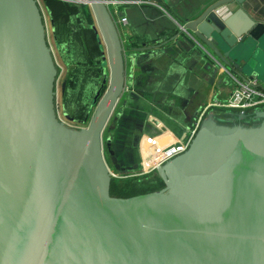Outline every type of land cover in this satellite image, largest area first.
<instances>
[{"label":"water","instance_id":"95a60500","mask_svg":"<svg viewBox=\"0 0 264 264\" xmlns=\"http://www.w3.org/2000/svg\"><path fill=\"white\" fill-rule=\"evenodd\" d=\"M87 2L105 48L106 88L77 128L57 111L58 68L41 5L0 0V264H264V107L208 110L188 149L156 169L164 187L130 197L111 194L110 169L140 163L123 165L104 139L128 63L150 72L188 52L222 75V87L233 77L257 81L246 0H203L138 46L124 44L105 0ZM149 120L160 134L138 147L146 163L175 141Z\"/></svg>","mask_w":264,"mask_h":264},{"label":"crops","instance_id":"0c3cea01","mask_svg":"<svg viewBox=\"0 0 264 264\" xmlns=\"http://www.w3.org/2000/svg\"><path fill=\"white\" fill-rule=\"evenodd\" d=\"M201 2L203 0H119L118 16L128 18L126 24H118L121 39L125 45L129 41L136 42V46L142 45L144 41L149 40L148 37L154 38L161 27L177 23L187 17L191 9ZM244 9L247 16L256 23L252 31L255 33L259 53L251 62L253 74L257 76L254 78L264 84V0H246ZM48 14L51 19L49 11ZM51 24L52 39L59 51L61 45L56 43L53 23ZM91 29L98 36L104 53L105 48L97 29L94 26ZM90 44L93 48L94 40ZM83 48L85 53L81 64L92 65L91 63H95V56L91 55L89 47L83 44ZM172 54L173 56L160 65L152 64L156 68L153 71L149 70L150 72H141L138 67L131 69L130 63L127 65L128 76L133 78H130L126 84L125 87L129 90L125 88L118 104L117 111L120 113L114 114L109 125L116 138L124 140L127 147L135 153H137L136 149L139 151L138 147L144 139H154L160 134L150 122V116H155L165 124L175 136L174 143H176L178 139L181 140L180 136L185 130L188 133L194 126L204 109L208 108V111L215 108L209 106L216 101L226 100L234 90L235 81L232 80L229 87L220 86L222 75L220 73L214 75L207 71L204 66L205 61L194 60L188 52ZM102 63L105 66L104 61ZM212 76L216 77L211 80ZM134 115L140 119L137 123V119L133 118ZM136 157L138 159V155ZM126 159V157L122 159L124 165L134 162ZM140 162L141 167L146 163L144 160Z\"/></svg>","mask_w":264,"mask_h":264},{"label":"rangeland","instance_id":"374dc122","mask_svg":"<svg viewBox=\"0 0 264 264\" xmlns=\"http://www.w3.org/2000/svg\"><path fill=\"white\" fill-rule=\"evenodd\" d=\"M46 2L43 0L41 7L45 15V22L47 25L48 39L52 47L55 62L58 68L57 76V111L59 116L73 127L87 126L89 120L94 112L95 106L92 97L95 96L99 86L100 77L94 75L88 65L81 64L84 56L83 44L90 45L85 40V36L81 37L74 33L69 42L61 44L59 51L56 49L51 33V19L49 18L48 8ZM111 9H114L111 6ZM74 32L76 28L73 29ZM91 55L95 57V62L98 63V48H92ZM60 52V54L58 53ZM79 62V63H78ZM104 66H102L103 68ZM67 80L65 91L63 92L62 84ZM63 92V93H62ZM66 112L76 118V121L68 120L63 113ZM81 121V122H80ZM105 139V133H104ZM134 171L125 172L130 174ZM152 174H156L153 171ZM118 178V177H114Z\"/></svg>","mask_w":264,"mask_h":264},{"label":"trees","instance_id":"16d2710c","mask_svg":"<svg viewBox=\"0 0 264 264\" xmlns=\"http://www.w3.org/2000/svg\"><path fill=\"white\" fill-rule=\"evenodd\" d=\"M51 15L53 23L54 36L58 45L70 41L72 34H78L81 39L85 36L87 42H93L96 49L98 48V63L88 65L94 75H99L100 82L103 76L104 53L99 38L95 31L91 29L95 23L91 9L88 4L78 2H66L61 0H44ZM74 28H76L74 32ZM80 28V29H78ZM87 31V32H86ZM86 32V33H85ZM85 45V44H84ZM92 49V45H85ZM96 57V56H95ZM93 59V58H92ZM102 59V61H101ZM95 60V58H94ZM106 87H104L103 91ZM164 187V183L157 174L148 173L141 176H129L125 178H114L111 184V194L117 197H130L150 191L159 190Z\"/></svg>","mask_w":264,"mask_h":264},{"label":"built area","instance_id":"2783aa9c","mask_svg":"<svg viewBox=\"0 0 264 264\" xmlns=\"http://www.w3.org/2000/svg\"><path fill=\"white\" fill-rule=\"evenodd\" d=\"M37 1L39 2L40 5L43 2V0H37ZM61 1L78 2L85 4L88 3L87 0H61ZM105 2L108 8L110 9L111 14L116 19L117 24H126L128 22V18L126 16H120V17L118 16V9H117L119 4L118 1H116L115 4H111L109 0H105ZM111 6H113L114 9H111ZM212 59L215 60L214 57H212ZM233 80L235 81V87L231 96L226 100L216 101L212 103L209 107H217V108L229 109L234 111H248L254 108L264 107V88L258 85V81L250 80L249 82H244L236 77H233ZM126 89L129 90V88ZM207 109L208 108L202 111L201 115H199V117L197 118L196 123L194 124L193 127H191V129H189L184 139L182 140L178 139L176 143H173L167 146L165 149H163L160 155L157 158H155V160L152 161L151 164L149 165L144 164L140 170H136L130 174L120 173L113 169H110L112 177L125 178L129 176H141L148 173H152L153 171H156V169L159 166L163 165L168 160L185 152L190 146L194 136L196 135L200 127V124L203 120V117L207 112Z\"/></svg>","mask_w":264,"mask_h":264},{"label":"flooded vegetation","instance_id":"af4514ba","mask_svg":"<svg viewBox=\"0 0 264 264\" xmlns=\"http://www.w3.org/2000/svg\"><path fill=\"white\" fill-rule=\"evenodd\" d=\"M130 78H133V76H127V80H126V84L128 83V81H130L129 79ZM100 84V86H99V88H98V90L100 89L101 90V92L103 91V89H104V87H105V85H104V87H103V76H101V82L99 83ZM97 90V91H98ZM97 93V92H96ZM95 96H96V94H95ZM95 96H93L92 97V99H95ZM123 97V96H122ZM122 99V98H121ZM120 99V100H121ZM94 101V100H93ZM92 101V102H93ZM120 102V101H119ZM119 104V103H118ZM118 110V105H117V107H116V109H115V111H114V113H113V115H112V117L114 116V114L116 115H118L120 112L119 111H117ZM136 114H138V113H136ZM63 115L65 116V112L63 113ZM66 117V116H65ZM112 117H111V119H110V121L112 120ZM67 118V117H66ZM134 119H137L136 120V123L138 122V120H140L139 119V117H137V115H134V117H133ZM62 119V118H61ZM68 119V118H67ZM69 120V119H68ZM110 121H109V123H108V125H107V127H106V130H105V139L107 138V137H110L111 138V141H112V148L115 150V152H116V154H117V156H118V158H119V161L120 162H122V164L124 165V162H123V160L122 159H124L125 157L127 158L126 160H129V161H134L132 164H127V165H133V164H135L136 162H139L140 164H141V162L140 161H142L143 159L141 158V155H140V153H139V151H138V149H136V152L137 153H135L134 152V150H131L130 148H128L127 147V145H126V143H124V140H122V139H120V138H116V135H115V133H112L111 132V126L109 125L110 124ZM65 123L66 124H68L69 125V123H67L66 121H65ZM138 155V159H137V156ZM140 167H141V165H140ZM139 167V169L138 170H140L141 168ZM115 171H117V170H115ZM134 171H136V170H134ZM117 172H120V173H125V172H122V171H117Z\"/></svg>","mask_w":264,"mask_h":264},{"label":"bare ground","instance_id":"6f19581e","mask_svg":"<svg viewBox=\"0 0 264 264\" xmlns=\"http://www.w3.org/2000/svg\"><path fill=\"white\" fill-rule=\"evenodd\" d=\"M149 164H151V162H147V163H146V165H149Z\"/></svg>","mask_w":264,"mask_h":264}]
</instances>
